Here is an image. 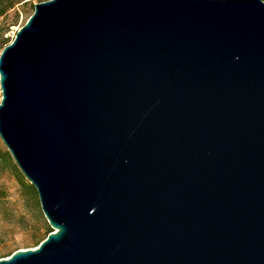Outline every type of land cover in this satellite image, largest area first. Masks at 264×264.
<instances>
[{
  "label": "water",
  "instance_id": "obj_1",
  "mask_svg": "<svg viewBox=\"0 0 264 264\" xmlns=\"http://www.w3.org/2000/svg\"><path fill=\"white\" fill-rule=\"evenodd\" d=\"M0 88L54 230L0 264H264L263 0L38 4Z\"/></svg>",
  "mask_w": 264,
  "mask_h": 264
},
{
  "label": "rangeland",
  "instance_id": "obj_2",
  "mask_svg": "<svg viewBox=\"0 0 264 264\" xmlns=\"http://www.w3.org/2000/svg\"><path fill=\"white\" fill-rule=\"evenodd\" d=\"M48 1L51 0H30V3L17 6L5 18L0 19V32L9 41L5 48L14 42L19 30L34 15L35 6ZM4 49L0 48V56ZM1 101L0 88V103ZM0 152H7L11 158V164L0 163V255L7 257L19 250L35 249V242L45 234V229L50 225L41 206L39 210L33 197L22 188L13 166L18 170L19 168L1 138ZM19 173L30 184L20 170Z\"/></svg>",
  "mask_w": 264,
  "mask_h": 264
},
{
  "label": "trees",
  "instance_id": "obj_3",
  "mask_svg": "<svg viewBox=\"0 0 264 264\" xmlns=\"http://www.w3.org/2000/svg\"><path fill=\"white\" fill-rule=\"evenodd\" d=\"M28 3H30V0H0V19L5 18L8 15V13L11 12L12 10H14L17 6H19L21 4L26 5ZM8 43H9V41L4 39L2 32H0V48L4 49ZM0 163L2 165H4V163H8V164L10 163L11 164V158L7 152L6 153L0 152ZM13 170H14L15 174L17 175V177L21 183L22 188L27 193H29L30 196L33 197L35 205L40 210L38 195H37L35 188L31 184L25 182V179L21 176V174L19 173V170L17 169L16 166H13ZM53 232H54L53 229L47 226V228L45 229V234L43 236H41L35 242L34 248L39 247L40 244L42 242H44L47 239V237ZM10 256L11 255H9L7 257H10ZM7 257L0 255V259H4Z\"/></svg>",
  "mask_w": 264,
  "mask_h": 264
}]
</instances>
